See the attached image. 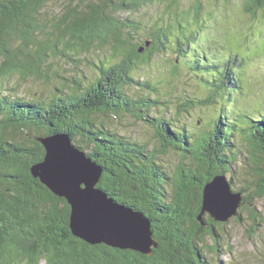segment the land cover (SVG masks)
<instances>
[{
	"label": "trees",
	"instance_id": "obj_1",
	"mask_svg": "<svg viewBox=\"0 0 264 264\" xmlns=\"http://www.w3.org/2000/svg\"><path fill=\"white\" fill-rule=\"evenodd\" d=\"M183 1L70 0L56 19L45 11L52 0H0V264H214L207 242L219 248L226 223L201 211L203 189L217 175H230L233 192L242 195L237 219L246 213L261 226L254 204L264 198V104L240 106L245 65L253 59L224 46L222 55H210L198 30L212 14L204 16L203 0L185 8ZM242 8L264 22V0H243ZM149 10L143 23L138 14ZM172 53V78L189 70L208 93L178 110L220 106L199 130L161 115L173 106L161 82L135 77ZM90 54L97 57L87 66L98 71L93 80L81 63ZM58 55L72 67L71 78H61L48 94L15 92L16 78L49 81ZM123 114L154 130L152 148L113 128V118ZM57 134L69 135L103 168L98 187L151 221V255L91 246L74 236L67 200L32 174L46 155L38 139ZM173 153L175 165L168 161Z\"/></svg>",
	"mask_w": 264,
	"mask_h": 264
},
{
	"label": "rangeland",
	"instance_id": "obj_2",
	"mask_svg": "<svg viewBox=\"0 0 264 264\" xmlns=\"http://www.w3.org/2000/svg\"><path fill=\"white\" fill-rule=\"evenodd\" d=\"M70 0H52V2L45 8L50 18H60L63 16L64 10L69 7L67 2ZM225 0H203L204 16L207 18V12L212 14L211 19H207L204 30L201 32L200 43L209 49L210 55L216 56L217 53L222 55L221 47H227L234 51L241 52L245 57L250 58V64L245 65L246 70V89L244 95L241 97L240 106L256 107L264 104V22L260 19L253 20L242 8L243 0H232L231 5H225ZM194 4V0H184L183 8ZM211 4H214L212 6ZM225 9V10H224ZM224 10V11H223ZM215 15V16H214ZM140 21L148 24V19L151 18V11H143L138 14ZM157 17L158 15L155 14ZM148 17V19H144ZM52 21V20H51ZM51 21L45 22L46 26H50ZM42 24V22H41ZM196 30V27H193ZM41 39V37H40ZM251 55V56H249ZM252 57V58H251ZM95 54H90L87 58L81 60L82 70L85 72L88 79L96 78L98 71L94 66H88V63L96 59ZM177 55L168 54L157 57L150 67L142 69V73L136 75V78L142 80H152L153 82H161L160 87L164 86L161 93L167 90L170 93L167 95V100L170 103L166 109L160 110L161 115L176 117L179 119V124H185L187 127H194L199 130L206 126L213 117H216L217 110L220 106L208 108H194L191 114H187L182 110H178V106L185 103L187 99L192 100H206L208 98L207 87L202 84L196 75L189 70H180L179 76L172 78L171 71L174 67ZM103 59V58H101ZM51 69L48 72L50 76L49 81L43 79H26L22 80L16 78L14 85L16 93H44L48 94L52 88L61 82V78H71L73 74L72 67L65 60L60 58V55L53 57ZM170 82L168 89L166 82ZM49 82V83H47ZM205 87V88H204ZM138 89L131 88L130 93L136 94ZM262 100V102H260ZM214 108V109H213ZM159 113V114H160ZM113 128H116L124 136L132 140L141 141L148 144L150 148L155 144V133L150 127L144 123L139 122L135 117L129 115H120V118H113ZM178 154L173 153L169 158V163L174 165L178 161ZM228 178L230 177L227 176ZM243 178L236 179L235 183H243ZM258 211L259 222L261 226H253L250 223L248 214L243 213V220H238L240 210L237 217H234L221 227V243L219 248H214L213 242H207V255L214 264H264V198L257 200L254 204ZM255 228L259 229L257 234L252 231ZM214 248V249H213ZM215 250V251H214Z\"/></svg>",
	"mask_w": 264,
	"mask_h": 264
},
{
	"label": "water",
	"instance_id": "obj_3",
	"mask_svg": "<svg viewBox=\"0 0 264 264\" xmlns=\"http://www.w3.org/2000/svg\"><path fill=\"white\" fill-rule=\"evenodd\" d=\"M38 141L46 155L42 163L33 166L32 174L56 196L67 200L74 236L91 246L103 244L151 255L156 245L151 221L98 187L103 168L78 148L69 135L57 134ZM203 190L201 216L208 213L219 223L238 216L243 198L233 192L227 176H215Z\"/></svg>",
	"mask_w": 264,
	"mask_h": 264
}]
</instances>
